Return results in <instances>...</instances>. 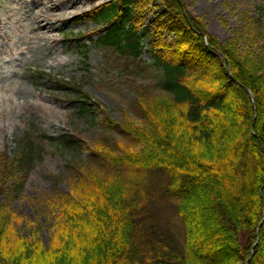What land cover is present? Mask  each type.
Here are the masks:
<instances>
[{
  "label": "trees",
  "instance_id": "trees-1",
  "mask_svg": "<svg viewBox=\"0 0 264 264\" xmlns=\"http://www.w3.org/2000/svg\"><path fill=\"white\" fill-rule=\"evenodd\" d=\"M152 1L113 0L87 13L107 28L94 44L139 59L136 20ZM156 1L177 35L173 45H151L161 91L133 90L139 118L118 121L82 86L56 85L79 99L80 113L99 111L106 133L92 144L61 137L90 155L70 161L67 191L46 196L54 218L48 245L33 221L0 206V264H264V6L222 43L186 0ZM33 151L25 140L16 158L0 156V194L12 178L10 195L21 188ZM150 178L175 201L179 236L158 227ZM24 222L28 235L17 230Z\"/></svg>",
  "mask_w": 264,
  "mask_h": 264
},
{
  "label": "rangeland",
  "instance_id": "rangeland-1",
  "mask_svg": "<svg viewBox=\"0 0 264 264\" xmlns=\"http://www.w3.org/2000/svg\"><path fill=\"white\" fill-rule=\"evenodd\" d=\"M72 1H80L81 4L68 10L75 16L57 23L58 29L54 34L58 42L40 41L35 49H30L26 42L32 37L31 16L39 11L50 14L51 10L45 6L37 10L38 3L43 0H0V27L5 26L8 38L0 40V111L3 110L0 113V155L7 153L12 158L16 157L18 142L25 136L35 141L36 148L34 162L21 175L23 180L20 177L15 179L22 180L21 188L10 195L14 178L7 181V191L0 194V206L7 204L26 221H33L32 227L39 230L46 245L54 224L46 196L54 190H68L72 174L70 161L85 162L90 154L89 150L64 148L60 144V136L76 134L87 144H92L106 131L100 123L103 115L99 111L93 114L96 120L93 115L81 114L74 95L60 93L50 80L34 79L30 70L50 74L58 80L83 84L115 120L120 121L125 113L138 119L133 90L152 86L159 92L161 88L159 72L153 67L155 54L150 45L157 41L173 45L177 40V35L167 28L160 2L153 0L137 18L139 34L145 45L142 60L136 61L112 49L103 50L87 39L75 42L82 35L93 38L94 33L100 31L101 28L88 20L85 14L110 0ZM186 4L191 14L205 21L210 34L227 43L237 38L253 18L260 16L259 8L264 6V0H186ZM158 23L166 26L157 30ZM262 26L264 28V22ZM82 53H87V65L83 64ZM109 136L110 139L127 140L120 133ZM149 182L154 186L151 203L158 215V227L164 232L168 229L171 236H177L180 222L174 210L175 201L158 190L160 182L157 183L156 179L150 178ZM17 230L22 235L31 232L26 222L18 225Z\"/></svg>",
  "mask_w": 264,
  "mask_h": 264
},
{
  "label": "bare ground",
  "instance_id": "bare-ground-1",
  "mask_svg": "<svg viewBox=\"0 0 264 264\" xmlns=\"http://www.w3.org/2000/svg\"><path fill=\"white\" fill-rule=\"evenodd\" d=\"M80 1L72 0H43L42 3H38L37 10L45 6L47 10H51L50 14H45L43 11L36 12L31 16V30L32 37L26 42V45L30 49H35L37 42H58L57 36L54 34L57 31V23L71 16H75L74 12H69L72 8H76ZM1 7V6H0ZM2 17L0 16V23ZM6 25V23H5ZM7 33L5 26L0 27V40H7ZM24 50H21L23 53ZM5 102V100H3ZM10 108V106H9ZM3 113V110L0 111Z\"/></svg>",
  "mask_w": 264,
  "mask_h": 264
}]
</instances>
